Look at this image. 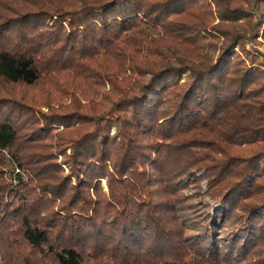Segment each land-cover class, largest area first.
<instances>
[{
  "label": "trees",
  "instance_id": "16d2710c",
  "mask_svg": "<svg viewBox=\"0 0 264 264\" xmlns=\"http://www.w3.org/2000/svg\"><path fill=\"white\" fill-rule=\"evenodd\" d=\"M248 3L0 0V264H264Z\"/></svg>",
  "mask_w": 264,
  "mask_h": 264
},
{
  "label": "rangeland",
  "instance_id": "374dc122",
  "mask_svg": "<svg viewBox=\"0 0 264 264\" xmlns=\"http://www.w3.org/2000/svg\"><path fill=\"white\" fill-rule=\"evenodd\" d=\"M248 2L249 3L246 5L244 4L242 8L243 10H245L247 13L250 14L249 16L251 15L256 16L258 12L264 13V4H256L252 0L251 1L248 0ZM216 24H221V23L219 20H215L214 22L211 23V25H216ZM263 28H264V21L261 27L256 32L255 28L252 27V22L244 21V18H241V20L237 22L235 32L245 35L244 47L246 48V50L257 49L259 52L264 53ZM222 44H223V40L222 38H220L219 41L215 42L211 46L210 53L214 58L216 57L217 51L219 50ZM234 51H237V48ZM101 187H102V191L106 193L107 188H106L104 181L101 182ZM200 187L203 188V190H205L204 183H201ZM196 192H197V189L192 188L187 192V196H191V195L195 196ZM195 201H199V199L195 197ZM133 251H136V250L133 248Z\"/></svg>",
  "mask_w": 264,
  "mask_h": 264
}]
</instances>
